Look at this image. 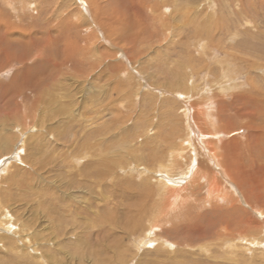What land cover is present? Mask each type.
I'll list each match as a JSON object with an SVG mask.
<instances>
[{"label": "rangeland", "instance_id": "1", "mask_svg": "<svg viewBox=\"0 0 264 264\" xmlns=\"http://www.w3.org/2000/svg\"><path fill=\"white\" fill-rule=\"evenodd\" d=\"M0 6L1 23L11 19L42 37L54 57L63 59L70 44L71 59L96 65L87 77L67 67L52 79L44 51L29 48L23 72L30 74L21 88L19 62L0 68V92L24 91L15 100L27 114L26 128H12L14 145L0 160V189L10 197L4 202L14 225L0 229V264H264V0H0ZM45 72L50 76L42 81ZM186 92L200 104L213 99L219 168L186 144L179 166L173 162L172 146L189 134L185 126L196 127L192 114L184 115ZM160 162L172 175L157 171ZM208 172L218 178L217 191ZM164 176L186 190L171 213L160 215ZM151 206L158 225L145 216ZM14 216L37 239L21 240Z\"/></svg>", "mask_w": 264, "mask_h": 264}, {"label": "bare ground", "instance_id": "2", "mask_svg": "<svg viewBox=\"0 0 264 264\" xmlns=\"http://www.w3.org/2000/svg\"><path fill=\"white\" fill-rule=\"evenodd\" d=\"M28 1V0H27ZM20 3V2H19ZM7 6H8V4H7ZM28 6V5H27ZM1 7V6H0ZM15 7H16V5H15ZM33 7V6H32ZM161 7H162V5H161ZM17 8V7H16ZM15 8V9H16ZM24 8V7H23ZM28 8V7H27ZM31 8V7H30ZM160 8V7H159ZM18 9V8H17ZM22 9V8H21ZM3 10V9H2ZM2 10H0V11H2ZM31 10V9H30ZM19 11H20V9H19ZM156 11V10H155ZM0 13H2V12H0ZM17 13V12H16ZM155 13V12H154ZM30 14V13H29ZM1 15V14H0ZM2 16V15H1ZM0 16V17H1ZM162 16V15H161ZM12 18V17H11ZM10 20L11 19H5V21L4 22H0V38L2 39V41L4 40V42H5V46L2 48V50H1V46H2V44L0 43V68L1 69H4V67H6V66H4L5 64H7V63H10V64H12V63H14V61H17V62H19L20 64H21V66H22V76H21V80H20V78L18 77V83H20V84H18L19 86L21 85L22 87H24L25 85H26V76L25 75H27V74H30V72H23V69L24 68H26V64H27V62H29V60L30 59H28L29 58V55H30V50H29V48H32V49H34V51L36 50V53L37 54H39V52L41 51V53L44 51V53H43V55H45V56H43L44 58V60H45V58H48V60L46 59V61H47V63L48 64H50L51 66H52V69H50V70H52V73L53 74H51V78L53 79V77H57L60 73H62L61 72V70H62V68H64V69H66L67 67H69V68H71V69H73V71H75V72H78V73H80L82 76H84V77H87L88 75H89V73L90 72H92L93 70H94V68L96 67V65H94V64H92V65H90V66H88V65H85L84 63H82V61H80V60H77L76 58H74V59H71V57L70 56H72V55H70L71 54V51H70V48H69V46H70V44H69V46H67V45H65V48H63L64 49V51H63V53L65 54L64 56V58L63 59H59V58H56V57H54L53 56V53H54V51H55V49H54V51L53 50H50V48H49V44H47L45 47H47V48H49L48 50L45 48H43L44 46L43 45H41V43H43L42 42V40H41V38L42 37H37L36 35H34V34H31V33H29V31H28V33H26L27 31L24 29H20V27H19V25L18 26H13V24L10 22ZM16 20V19H15ZM20 20V19H19ZM22 20V19H21ZM157 20V19H156ZM12 21V20H11ZM21 22V21H20ZM19 22V23H20ZM24 25V24H23ZM26 31V32H25ZM16 34H18V37L17 38H12L11 37V35H13V36H16ZM45 36V35H44ZM24 39L25 40H27V44H26V41H24ZM43 39V38H42ZM44 40V39H43ZM46 41H49V38L46 40ZM138 41V40H137ZM133 42V41H132ZM136 42V41H135ZM142 42H144V41H142ZM44 43H45V41H44ZM55 43V42H54ZM146 43V42H145ZM16 44V45H15ZM46 44V43H45ZM44 44V45H45ZM98 44V43H97ZM130 44H131V42H130ZM134 44V43H133ZM148 44V43H147ZM7 46V47H6ZM52 46V45H51ZM50 46V47H51ZM135 46V45H134ZM134 46L132 47V48H134ZM140 47V46H139ZM72 49V48H71ZM47 50V51H46ZM51 51V52H50ZM139 51V50H138ZM74 52V51H73ZM50 53V54H49ZM55 53H57V51H55ZM62 53V52H61ZM133 53V52H132ZM136 53V52H135ZM134 54V53H133ZM137 54V53H136ZM49 55V56H48ZM62 55V54H61ZM139 55V54H138ZM39 56H41V55H39ZM39 56H37V57H39ZM32 57V56H31ZM104 57V56H103ZM138 57V56H137ZM148 57H150V56H148ZM79 58V57H78ZM133 59V58H132ZM134 60V59H133ZM136 60H138V59H136ZM5 61H7V62H5ZM34 61V60H33ZM36 61H37V59H36ZM39 62V61H38ZM132 62V61H131ZM16 63V62H15ZM32 63V62H31ZM86 63V62H85ZM4 64V65H3ZM134 64V63H133ZM45 66V65H44ZM134 66V65H133ZM45 68H46V66L44 67V69H43V71L45 70ZM227 68V67H226ZM26 70H28V69H26ZM38 70V69H37ZM230 74V73H229ZM33 75V74H32ZM50 75L48 74V73H44V76H43V78H42V81H45L48 77H49ZM229 78V77H228ZM13 81H15V80H13ZM12 85V87H14V84H11ZM21 86H20V88H21ZM31 87V86H30ZM85 88V87H84ZM90 89V87L88 86V87H86V89H85V91H83V93L84 94H87V93H89V90ZM91 90V89H90ZM24 91H1L0 93H1V95H0V102H2L3 103V105H1L0 104V129H2V131H4L3 133L2 132H0V138L2 139V143H1V146H2V152H4V153H2L1 155H0V160H1V158H2V156L3 155H5V154H8L9 153V150H10V146L12 145H14V142L15 141H13V143H12V138H15V137H13V135H10V133H13L14 132V130L12 129L13 127L16 129V130H18L19 129V131H20V133H22V130H24L25 128H26V126H27V118H26V115L27 114H25L24 113V111L21 113V109H20V107L19 106H17V100H15V98L16 97H20V94L22 95V93H23ZM30 92H32L33 93V91H30ZM91 92V91H90ZM185 92V91H184ZM181 93V92H180ZM182 94H184V93H182ZM191 94V93H190ZM8 95H10V97H7ZM186 95H187V92H186ZM185 95V96H186ZM34 96V95H33ZM211 96V95H210ZM197 97V96H196ZM187 98L189 99L188 100V102H185V106H184V108H183V111H184V115H185V117H187V116H189V114L191 113L192 114V117H193V120H195V125H196V127L195 126H193V124H192V122H189V124H187L185 127H187L188 125L190 126L188 129V131H189V134L186 136V135H183L181 138H179V140H180V142H181V144L179 145V146H172V152L171 153H173V154H171L170 156L173 158V162H174V164L176 165V163L177 162H179L180 161V159L178 158L179 156H181V158H182V156H183V154H184V152H185V147H184V144H186V146L188 147V149H190L191 151H195V152H198V154H199V152H201L200 150H202L203 152H205L208 156H209V161L211 162V164H213V166H215V167H218L219 165H218V163H221V164H224L223 162H222V160L220 161L219 159V157L221 156V154L223 153V149H219V146H218V144L214 141V138L215 137H217V135L218 134H221V129H219L218 127H217V125H216V121H215V113H214V106H213V104H214V102H213V99H210L209 100V98H207L208 100H205V103L204 104H200V102L198 101V99H195L194 98V96L192 95H190V97H188V95H187ZM11 99V100H10ZM39 102V101H38ZM36 103H37V100L32 104L33 105V107L32 108H34V106H36ZM10 105H11V107L12 106H14V110H12L11 109V107H10ZM41 106V105H40ZM58 106V105H57ZM67 106V105H66ZM65 107V106H64ZM54 109V108H53ZM61 109H62V107H57V110H60L59 112L61 113ZM51 110V109H50ZM70 112V111H69ZM28 113V112H27ZM63 114V113H62ZM71 114V113H70ZM30 116V115H29ZM185 117H183V118H185ZM16 119H19L20 120V122L18 121H16ZM186 120V119H185ZM7 121H13L12 122V126H11V128L8 126L6 129H4V124L7 122ZM187 121V120H186ZM201 123H205V125H207V126H211L210 127V129L208 130V131H206L205 130V128H203L200 124ZM6 127V126H5ZM34 127V126H33ZM227 127V126H226ZM156 128V127H155ZM229 128V127H228ZM147 129V128H146ZM151 129V128H150ZM13 130V131H12ZM27 130V129H26ZM227 130V129H226ZM9 131V132H8ZM229 131V130H228ZM230 132V131H229ZM186 133V132H185ZM228 133V132H227ZM19 135V134H18ZM17 135V136H18ZM158 135V134H157ZM227 135V134H226ZM15 136V135H14ZM16 136V137H17ZM159 136V135H158ZM146 137V136H145ZM224 137V136H223ZM24 138V137H23ZM157 138V137H156ZM27 139V138H26ZM152 139V138H151ZM154 139V138H153ZM152 139V140H153ZM204 139V140H203ZM206 139V140H205ZM212 139V140H211ZM16 140V139H15ZM146 141H147V138H146ZM161 142V141H160ZM227 142V141H226ZM239 142V141H238ZM100 143V146L102 145V143L101 142H99ZM235 143V142H234ZM146 144V143H145ZM163 144V143H162ZM220 144V143H219ZM149 145V144H148ZM164 145V144H163ZM231 145V144H230ZM234 145V144H233ZM168 146V145H167ZM228 146V145H227ZM145 147V146H144ZM147 147V146H146ZM161 147V146H160ZM163 147V146H162ZM165 147H166V145H165ZM148 149V148H147ZM171 149V148H170ZM19 150V149H18ZM23 150V149H22ZM120 150V149H119ZM118 150V151H119ZM149 150H151V149H149ZM167 152H169V151H167ZM194 152V153H195ZM151 153V152H150ZM153 153H154V151H153ZM153 153H151V154H153ZM159 153V152H158ZM202 153V152H201ZM226 153V152H225ZM160 154V153H159ZM166 154V153H165ZM162 156L164 155V154H161ZM175 155V156H174ZM194 155V154H193ZM168 156H169V154H168ZM203 156V155H202ZM149 157V156H148ZM154 157H155V154H154ZM157 158H159V157H157ZM165 157H163L162 159H164ZM140 159H141V157H140ZM143 159V158H142ZM154 159V158H153ZM166 159V158H165ZM170 159V158H169ZM177 159V160H176ZM158 159H156V161H157ZM223 160H225V159H223ZM219 161V162H218ZM114 162V160L112 161V163ZM151 162V161H150ZM153 162V161H152ZM165 162L166 161H164V164H165ZM154 163V162H153ZM153 163L151 164V165H153ZM158 163V162H157ZM182 163V162H181ZM135 164H136V162H135ZM139 164V163H138ZM148 164V163H147ZM178 164V163H177ZM186 164V163H185ZM202 165H204V164H202ZM210 165V164H209ZM132 166H134V165H132ZM146 165H144L143 167H145ZM158 167H157V171H166L167 172V170H168V172H169V174H171L172 175V173H171V171L169 170V169H167V170H165V168H164V166L165 165H163V163H161L160 162V164L159 165H157ZM178 166H179V164H178ZM186 166V170L187 169H189L190 171H192V167H193V165H190V164H186L185 165ZM201 166V165H200ZM225 166V165H224ZM135 168H136V165L134 166ZM142 166H140V168H141ZM201 167H203V166H201ZM227 167V166H226ZM127 168H129L128 166H127ZM133 168V167H132ZM207 168V167H206ZM219 168V167H218ZM131 169V168H130ZM148 169V168H147ZM185 169V168H184ZM204 169V168H203ZM203 169H201V170H203ZM136 170V169H135ZM139 170V169H138ZM207 170V169H206ZM211 170V169H210ZM123 171V170H122ZM148 171H149V169H148ZM147 171V172H148ZM154 171V170H153ZM209 171V170H208ZM216 171V170H215ZM130 172V171H129ZM152 172V171H151ZM154 172H156V171H154ZM187 172V171H186ZM197 172L199 173V170L196 168V170H195V172H194V175H196L197 174ZM201 172H204V171H201ZM206 172V171H205ZM212 172V171H211ZM219 172L223 175L224 174V172L222 171V170H219ZM139 173V172H138ZM209 173V175H210V178H211V180H208L207 182L209 183L210 181V183H212L211 185H213V187H210L209 186V184L208 185H206V186H204V187H207V186H209L210 188H211V190L212 189H215L216 190V184H217V176H216V174H211L210 172H208ZM148 174V173H147ZM160 174V173H159ZM165 174V173H164ZM174 174V173H173ZM203 174V173H202ZM205 174V173H204ZM141 176H142V174H140ZM151 175V174H150ZM161 175V174H160ZM167 175V174H166ZM176 175V174H175ZM198 175V174H197ZM211 175H213V176H211ZM226 175V174H225ZM154 176V175H153ZM200 176V175H199ZM146 177V176H145ZM144 177V178H145ZM147 177H149V176H147ZM151 177V176H150ZM155 177V176H154ZM165 177V179H163V182H162V184L161 185H163V186H165V188L167 187V189H166V191L164 190V199L162 198V197H159V195L157 196V197H159V198H161V199H163V202L161 203V205L159 206V208H157L158 207V205H157V210H160L161 211V214L160 215H163V211H169V208L172 206V203H174L176 200H178L179 199V197H180V195H181V193H183L184 191H181V187H179L178 185H175L173 182H176L175 180H172L171 178H168V177H166V176H164ZM198 177V176H197ZM201 177V176H200ZM207 177H208V174H207ZM232 177V176H231ZM142 178H143V176H142ZM153 178V177H152ZM162 178V177H161ZM209 178V177H208ZM207 178V179H208ZM228 178H230V177H228ZM146 179H148V178H146ZM150 179V178H149ZM158 179V178H157ZM156 179V180H157ZM200 179V178H199ZM154 180V179H153ZM165 180V181H164ZM151 181V180H150ZM155 181V180H154ZM196 181V180H195ZM204 181H205V179H204ZM236 181V180H235ZM145 182V181H144ZM143 182V183H144ZM147 182H149V180L147 181ZM158 182V181H157ZM172 182V183H171ZM188 182V181H187ZM191 182V181H190ZM198 182V181H197ZM223 182V181H222ZM141 183H142V181H141ZM150 183V182H149ZM148 183V184H149ZM152 183V182H151ZM150 183V184H151ZM155 183V182H154ZM158 183H160V182H158ZM157 183V184H158ZM179 183V182H178ZM138 184V183H137ZM149 184V185H150ZM156 184V185H157ZM177 184V183H176ZM224 184V183H223ZM141 185H143V184H141ZM193 185H195V183L193 184ZM204 185V184H203ZM220 185V184H219ZM139 186H140V184H139ZM151 186H153V185H150V187ZM198 186V185H197ZM157 187V186H156ZM192 187V186H191ZM190 187V188H191ZM195 187V186H194ZM139 188H142L143 189V186H141V187H139ZM186 188V187H185ZM185 188H183L182 190H184ZM198 188V187H197ZM210 188H209V190H210ZM150 189H152V188H150ZM157 189V188H156ZM194 190L196 189V187L195 188H193ZM199 189V188H198ZM206 189V188H205ZM222 189V188H221ZM225 189V188H224ZM144 191H145V189H143ZM142 190V191H143ZM186 190V189H185ZM192 190V189H191ZM194 190H192L193 192H194ZM200 190V189H199ZM203 190V189H202ZM144 191H143V193H144ZM148 191V190H147ZM150 191V190H149ZM152 191V190H151ZM157 191H159V190H157ZM217 191V190H216ZM154 192V191H153ZM162 192V191H161ZM181 192V193H180ZM200 192V191H199ZM220 192V191H219ZM145 193H146V191H145ZM149 193V192H148ZM152 193V192H151ZM197 193H198V191H197ZM215 193V192H214ZM7 193L4 191V190H1L0 189V229H3V230H7L8 228H11V226H13V228H14V225H13V223H12V221H13V213H12V210L11 209H9V211L7 210V206H10V204H7V203H5L4 202V199L6 200V201H8V198H10V197H7L8 195H6ZM142 194V193H141ZM140 194V195H141ZM185 194V193H184ZM184 194L182 195V196H184ZM193 194V193H192ZM195 195H196V193H194ZM211 194H213V193H211ZM139 195V196H140ZM142 195H144V194H142ZM146 195V194H145ZM148 195V194H147ZM153 195V194H152ZM187 195V194H186ZM210 195V194H209ZM215 195H216V193H215ZM214 195V196H215ZM223 195H225V194H223ZM226 195H228V194H226ZM163 196V195H162ZM222 196V195H221ZM186 197V196H185ZM136 198H138V197H136ZM190 198V197H189ZM206 198V197H205ZM204 198V199H205ZM209 197H207L206 198V200L208 199ZM212 198V197H211ZM211 198H209L210 200H211ZM221 198V197H220ZM223 198V197H222ZM180 199H181V197H180ZM212 199H214V198H212ZM10 200V199H9ZM136 200H138V199H136ZM135 200V201H136ZM156 200H158V199H156ZM194 200V199H193ZM192 200V201H193ZM205 200V201H206ZM220 200V199H219ZM224 200H227V197H226V199H224ZM232 200V199H231ZM251 200V199H250ZM146 201V200H145ZM184 201V200H183ZM195 201V200H194ZM197 201H198V199H197ZM204 201V200H203ZM212 201H214V200H212ZM245 201H246V199H245ZM255 201V200H254ZM150 202V201H149ZM148 202V203H149ZM160 202V201H159ZM199 202V201H198ZM202 202V201H201ZM207 202V201H206ZM218 202V201H217ZM228 202V201H227ZM133 203H135V202H133ZM138 203V202H137ZM176 203V206H177V202H175ZM182 203V202H181ZM186 203V202H185ZM200 203V202H199ZM203 203V202H202ZM212 203V202H211ZM214 203V202H213ZM237 203H239L238 202V200H237ZM246 203H247V201H246ZM249 203V202H248ZM153 204V203H152ZM148 205V204H147ZM150 205V204H149ZM175 205V204H174ZM190 205V204H189ZM201 205V204H200ZM209 205H211L210 203H209ZM153 206V205H152ZM152 206L149 208V210H145V216L146 217H148V219H149V221H151V223L152 224H157L158 225V223H160L159 221H161V220H159L158 221V223H157V221H155L154 222V220H157L158 218H159V216H158V218H156L157 216H155V215H153V216H151V214H153L152 212H154V211H152ZM155 206V205H154ZM179 207H180V205H178ZM181 206H182V204H181ZM199 206V205H198ZM197 206V207H198ZM212 206V205H211ZM136 207V206H135ZM146 206H144V208H145ZM175 207V206H174ZM185 207V206H184ZM191 207H193V206H191ZM11 208V207H10ZM143 208V209H144ZM178 208V207H177ZM194 208H195V206H194ZM219 208V207H218ZM240 208V207H239ZM135 209V208H134ZM138 209V208H137ZM136 209V210H137ZM141 209V208H140ZM146 209V208H145ZM148 209V208H147ZM167 209V210H166ZM172 209H173V207H172ZM179 209V208H178ZM185 209V208H184ZM193 209V208H192ZM196 209H198V208H196ZM195 209V210H196ZM235 209V208H234ZM241 209V208H240ZM142 210V209H141ZM156 210V209H155ZM174 210V209H173ZM177 210V209H176ZM176 210H175V212H176ZM190 210H191V208H190ZM225 210V209H224ZM260 210H262L261 208H260ZM143 211V210H142ZM147 211V212H146ZM171 211V210H170ZM169 211V212H170ZM185 211V210H184ZM219 212H220V210H218ZM222 211V210H221ZM229 211H231V210H229ZM138 212V211H137ZM173 212V211H172ZM179 212H180V214L183 212H181L180 211V209H179ZM178 212V213H179ZM189 212V211H188ZM199 212V211H198ZM244 212V211H243ZM263 212V211H262ZM160 213V212H159ZM171 213V212H170ZM192 213V212H191ZM190 213V214H191ZM193 213H194V211H193ZM242 213V212H241ZM264 213V212H263ZM172 214H174V212L172 213ZM177 214V213H176ZM183 214V213H182ZM142 215V214H141ZM143 215H144V213H143ZM143 215L141 216V218L143 217ZM166 214H164V216H165ZM179 215V214H178ZM186 215V214H185ZM131 216V215H130ZM139 216V215H138ZM190 216V215H189ZM15 217V216H14ZM135 217V216H134ZM153 217V218H152ZM161 217V216H160ZM170 217V216H169ZM187 217V216H186ZM234 217V216H233ZM152 218V219H151ZM163 218H165V217H163ZM162 218V219H163ZM171 218H173V217H171ZM174 218H176L175 216H174ZM190 218H194V216L193 217H190ZM140 219V218H139ZM196 219V218H195ZM194 219V220H195ZM240 219H242L241 217H240ZM15 221H17L18 222V219H16V217H15V219H14ZM129 220V219H128ZM131 220V219H130ZM138 220V219H137ZM231 220V219H230ZM167 221V223H168V218H167V220L166 219H163V221L161 222L162 223V225H163V222L165 223ZM240 221H243V220H240ZM246 221V220H245ZM139 222V221H138ZM142 222V221H141ZM154 222V223H153ZM183 222V221H182ZM184 222H186V221H184ZM212 222V221H211ZM210 222V223H211ZM223 223V222H222ZM245 223V222H244ZM243 223V224H244ZM249 223L250 222H248V225H249ZM260 223H261V221H260ZM18 224V230H16L15 232L16 233H18V235H19V237H21V240H24V241H29L30 242V237L32 238V239H37V237H36V234L35 235H33V236H30L29 237V235H28V230H27V228L26 227H28V224H25V223H23V222H18L17 223ZM151 224V225H152ZM235 224V223H234ZM155 226L156 228L157 227H159V226ZM246 225V224H245ZM247 225V226H248ZM261 225V224H260ZM126 226H127V229H133V226H135L134 224H126ZM145 226V225H144ZM143 226V227H144ZM152 226H154V225H152ZM196 226V225H195ZM254 226V225H253ZM211 227V226H210ZM226 227V226H225ZM243 227H244V225H243ZM142 228V227H141ZM221 228H224V227H221ZM250 228V227H249ZM173 229H175V228H173ZM204 229V228H203ZM228 231H229V229H228V227L226 228ZM237 229V228H236ZM240 229V228H239ZM11 230V229H10ZM149 230V229H148ZM163 230V229H162ZM197 230V229H196ZM214 230V229H213ZM238 230V229H237ZM245 230V229H244ZM23 231H26L27 233H25L24 235H27L28 237H26V236H24L22 233H24ZM188 231V230H187ZM209 231V230H208ZM216 231V230H215ZM239 231V230H238ZM227 232V231H226ZM245 232V231H244ZM254 232V231H253ZM256 232V231H255ZM264 232V231H263ZM262 232V233H263ZM21 233V234H20ZM234 233H236V231L234 232ZM233 233V234H234ZM237 233H239V232H237ZM3 234V236H5V237H8V236H6V235H4V233H2ZM223 234V233H222ZM255 234V233H254ZM197 235V234H196ZM199 235H201V234H199ZM257 236V235H256ZM4 237V238H5ZM3 238V239H4ZM9 238V237H8ZM216 238V237H215ZM218 238V237H217ZM220 238V237H219ZM218 238V239H219ZM227 238V236H225V238L224 239H226ZM239 238V237H238ZM247 238H249V237H247ZM251 238V237H250ZM162 239V238H161ZM166 239V238H165ZM223 239V240H224ZM234 239V238H233ZM245 239H246V236H245ZM7 240V239H6ZM9 240V239H8ZM151 240V238H149L148 239V241H150ZM159 240V239H158ZM208 240V239H207ZM228 240V239H227ZM236 240V239H235ZM263 240V239H262ZM225 241V240H224ZM229 241V240H228ZM253 241V240H252ZM258 241H260V240H258ZM10 242H11V240H10ZM141 242V241H140ZM202 242V241H201ZM245 242H247V241H245ZM249 242V241H248ZM170 243V242H169ZM256 243H258V242H256ZM23 244V243H22ZM33 244V243H32ZM34 245V244H33ZM33 245H31L30 247L32 248V246ZM186 245V244H185ZM12 246V245H11ZM167 246V245H166ZM29 246H27V248H28ZM9 248V247H8ZM35 250H37V249H35V248H33V251H35ZM33 254H35L34 252H33ZM177 254V253H176ZM120 255V254H119ZM122 255V254H121ZM120 255V256H121ZM123 257V256H122ZM42 258H44V257H42V255L40 254V256L38 255V259H40V260H42ZM120 258V257H119ZM44 261V260H43ZM45 263H46V261H45ZM177 264V263H176Z\"/></svg>", "mask_w": 264, "mask_h": 264}, {"label": "snow or ice", "instance_id": "3", "mask_svg": "<svg viewBox=\"0 0 264 264\" xmlns=\"http://www.w3.org/2000/svg\"><path fill=\"white\" fill-rule=\"evenodd\" d=\"M151 245H149V247H150Z\"/></svg>", "mask_w": 264, "mask_h": 264}]
</instances>
